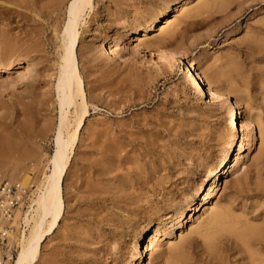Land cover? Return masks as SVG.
Masks as SVG:
<instances>
[{
  "label": "rangeland",
  "instance_id": "1",
  "mask_svg": "<svg viewBox=\"0 0 264 264\" xmlns=\"http://www.w3.org/2000/svg\"><path fill=\"white\" fill-rule=\"evenodd\" d=\"M12 1L13 6L22 3ZM58 1L42 2L53 5ZM212 1L93 0L92 11H87L78 27L76 53L89 113L63 183L64 216L42 244L36 264H167L171 248L179 243L186 255L200 253L203 239L189 232L204 228L214 208L227 209L234 216L261 214L252 221L264 217V161L259 158L260 132L264 131V0H226L223 5L203 6ZM166 4L167 15L159 19L148 40L160 34L165 19H174L176 7L184 5L176 27L171 28L176 34L182 32L184 39L177 40L179 44L172 50L188 60H203L200 76L204 83L212 72L216 76L212 86L232 106L239 105V124L249 121L254 130L251 150L249 137L242 136L239 124L232 128L224 109L192 89L180 59L165 62L154 54H139L133 30H140L151 14L159 17ZM66 7L57 8L54 15H65ZM123 9L130 14H121ZM5 18L0 19V59L6 54L11 61H37L28 73L22 62L13 73L0 77V179L13 185L28 181L27 193L12 218L0 217V264H15L21 233L28 235L30 229L26 215L34 213L36 190L49 173L48 160L54 151L64 22L57 27L36 16L37 21L21 24L18 18L11 20L14 22ZM110 48L114 53L108 57ZM231 63L237 71L225 67ZM28 84L33 85L35 95L22 88ZM23 96L30 97V102L21 99ZM30 110L38 113L31 116ZM70 120L66 132L73 131L75 119ZM4 140L7 142L2 144ZM233 140L236 149L228 157L210 209L197 214L195 207L203 205L201 192L213 182ZM4 146L10 150L6 152ZM170 189L180 196L167 201L169 196L163 194ZM192 196H197L196 203L187 209ZM120 211L133 219L131 226L121 227L119 216L126 219L128 215ZM179 211L182 216L176 219ZM190 212L195 215L192 221ZM162 222L166 227L154 235ZM142 237H146L149 251L140 258L137 248Z\"/></svg>",
  "mask_w": 264,
  "mask_h": 264
},
{
  "label": "bare ground",
  "instance_id": "2",
  "mask_svg": "<svg viewBox=\"0 0 264 264\" xmlns=\"http://www.w3.org/2000/svg\"><path fill=\"white\" fill-rule=\"evenodd\" d=\"M17 1L19 3L20 0H17ZM42 1H45V0H29V1L28 0H22V3H19V5H17V6H13L15 3L12 0H0V19L2 17L3 18L7 17L8 21L9 20L15 21V18L16 19L18 18V22H20V24H21V22L30 23L29 21H35L36 20L35 16H36L37 18L40 19V21H41V19L45 18V21L51 23L52 25H56V26L58 24H60L61 22H64V30L61 33L62 38H61V42H60V46H59L60 51H59V61H58L57 85H56V92H57V98H58L57 104L59 106L60 118H59V123H58L57 127L55 128V132H54V151L48 160V164H49V168H50L49 173L44 176L43 182L41 183L40 187L36 190L35 198L36 197L37 198H36V200L34 198V201H33V204L35 207L34 213H33V215H31V214L26 215L25 223L27 225L30 222V229H28L29 230L28 235H25V233H23V232L21 233L22 237H21V239H19L20 240L19 241L20 242V245H19L20 250H19L17 258L15 260V264H36L38 259H39V256H40L42 244L44 243L46 238L49 235H51L52 233H54V231L56 229H58V227H59V224H60V222L64 216V212H65V204H64V198H63L64 179L66 177V174H67V171L69 168L71 156L73 154L74 148H75L76 143L78 141L79 132L82 129L84 122H85L86 118L88 117V113H89L88 109H87L88 105L86 103L87 97H86L84 89H83V81H82V78H81V75H80V72L78 69V65H77L76 53H77V48L79 47L78 27H79L81 20L83 19L84 15L87 13V11H92L93 0H69L68 3H67L68 0H59L56 3L53 2L54 3V4L52 3L53 5H51L50 2H48L47 4L44 2L45 3L44 4ZM47 1L48 0H46V2ZM217 2H220L223 5L227 1L226 0H214V1L209 2V3L206 2V4H204L203 6L208 7V6H211L213 4L216 5V4H218ZM12 3H14V4H12ZM18 3H16V4H18ZM66 4H67V7H66L65 15L64 14L62 15L63 17L60 14L54 15V12H56L57 8H63L64 6H66ZM11 6L14 8H12ZM40 6H42V7H40ZM167 7H168V4H166L162 8V10H160L159 17L156 14H154V15L151 14L144 21L142 26H140V28H141L140 30H135V31L133 30V33H132V35L134 36L133 41L139 42L137 46L139 47V49L141 48V51H138L139 54L147 52V53L151 54V55H149L151 57H152V54H154V56L156 55L157 58H159L160 60H164L165 62H170V61H174V60L176 61V58L180 59V61H182L181 65H182V68H183V71L185 74V78H186L187 82L189 83V85L192 87V89L195 90L197 92V94L199 96H201V98L207 100V102H212L217 107L224 109L225 113H226V117L230 121V125L232 126V128L235 127L236 125H238L240 123L237 119L239 112H240V107L238 104L232 106V104H230L228 102V100L226 99L225 95L222 94L219 90H217L215 87L212 86V84L215 83V81H216V76H214L212 72L208 74L207 80H205L207 84L204 83V81L202 80V78L200 76V72L203 68L202 65L204 63L203 60H196V61L188 60L183 55H181L178 51L172 50L173 45L179 44L177 40L182 42L184 39V35L182 32H179L176 34L175 32H172V29H171L174 26V24L177 22L176 18L178 16H180L178 14H180L182 11L183 12L185 11L184 5H180V6L176 7L175 11H174L175 14L173 16L174 19H171V18L165 19L163 21V24L160 25L161 26L160 31H159L160 34L158 36H153L152 39L148 40L149 33L152 30L154 31L159 19L162 18L163 16L167 15ZM132 8H133V6L131 7V9ZM34 13H36L35 16H34ZM120 13L121 14H127V15L130 14V13H128V11H126L124 9L121 10ZM191 16H193V15H190V17ZM194 16H197V13ZM7 19L5 18L6 21H7ZM14 21H11V22H14ZM65 21H66V23H65ZM2 22H3V19H2ZM11 22H10V25H12ZM37 23L38 22H36V24ZM13 24H15V23H13ZM23 27H25V26H23ZM39 27H35V29H37ZM57 27H55V28L57 29ZM174 27H176V26H174ZM24 29H25V31L27 30L26 28H24ZM35 29L28 30V31L30 32V31H33ZM19 30H22V29H19ZM52 30H53V28H52ZM13 32H15V31L13 30ZM20 32H22V31H20ZM183 32H185V31H183ZM0 34H2V32ZM6 34L8 35V33H6ZM16 34H14V35H16ZM21 34L24 35L23 33H21ZM22 35L20 36V38L22 37ZM26 35H27V33H26ZM8 36L6 37V39L9 38ZM29 36L31 37V35H29ZM11 38H16V36L15 37L11 36ZM23 39H25V38H21L22 42H23ZM13 40H15V39H13ZM17 40H18V38H17ZM21 41L18 43H21ZM263 41L264 40H262V42ZM103 44H104V42H101V47H103ZM262 44H264V42ZM11 46H12V44H11ZM14 47H15V45H14ZM90 47H92V46L90 45ZM7 48H8V46L6 47V49ZM1 49H4V48H1ZM148 51H150V52H148ZM10 52L11 51H9V53ZM18 53H19V51H18ZM113 53L114 52H113L112 48H110L108 53H107V56L110 57V54H113ZM32 54H30V56ZM5 56H7V55L5 54ZM5 56H4V58H2L3 57L2 56L1 57L2 59H0V77L4 74H7L9 71H11L13 73V71L16 67H18V66L20 67V65L22 66V62L25 64L23 67L25 69L24 72L27 71V73H28V70H29L28 68L31 66L34 67V69H35V63L37 61H35V63L31 59H24L23 61H20V60L11 61L10 58H5ZM23 56H26V55H23ZM10 57H12V56H10ZM16 57H17V55H16ZM12 60H13V58H12ZM38 62H40V60ZM230 62H232V61H230ZM227 65L228 66H225V67L231 72L238 70V69L236 70L235 64L231 63V64H227ZM219 69H221V68H219ZM36 70H33L34 74L37 73V72H35ZM38 73L36 76H38ZM23 74H25V73H23ZM23 76H24V78H26L25 75H23ZM34 76L35 75H33V77ZM35 79H36V77H35ZM32 81H34V80H32ZM29 82H31V81H29ZM22 86H24V85H22ZM32 86L33 85L28 84V85H26V87L24 86L22 88H26L25 92L30 93L32 90ZM34 92H36V91H34ZM19 93H22V92H19ZM32 93L33 92H31L29 95L31 96ZM22 95H26V93H22ZM17 97H19V96H17ZM17 97L15 98V101H17L16 99H18ZM32 97H34V96H32ZM32 97H31V101L33 100ZM21 99H23V100L25 99V102H27L30 100V97L28 98L29 100H26L27 99L26 96L25 97L23 96ZM34 100H35V98H34ZM22 102L23 101H21V102L19 101V103L18 102L17 103L21 104ZM37 104H38V102H37ZM25 105H26V103H25ZM36 105H34V106H36ZM44 106H46V104ZM44 106H42V107H44ZM31 107H33V106H31ZM47 107L48 106H46V108ZM29 108H30V106H29ZM33 108H31V109L33 110ZM52 108H53V106H52ZM7 109H9V108H7ZM72 109L74 110L73 111L74 113H73V117H70ZM20 111L24 112L25 110H24V108H21ZM35 112L38 113L37 111L32 112L30 110L31 116H32V113L34 116ZM2 113H3V111H2ZM2 113L0 114L1 116H2ZM36 113H35V115H36ZM24 115H26V113ZM1 116H0V119L2 118ZM42 116H43V114H42ZM73 118L75 119V125L73 126L74 127L73 131L72 132H66V131H68L69 127L71 126V123H70L71 120L70 119H73ZM239 127H240V132L242 133V136L243 137L244 136L249 137V141H250L249 149L251 150L253 147L254 130L251 127L250 122L249 121L243 122V123L239 124ZM260 134H261L260 135L261 143H260V148H259V158L262 161H264V131L260 132ZM149 140H150V138H149ZM4 141L2 142V144L7 142L6 140H4ZM135 141L136 140H134V142ZM234 141L235 140H233L229 144V149H228L227 153L220 160V163L218 165V170L216 171V174L213 177V179H214L213 182L209 186H207V188H205V190H203L202 192L200 191L201 195H203V198L201 200L203 202V205H201V206L197 205L195 207V209L197 210V212H196L197 214H200L202 210L205 211L207 209H210L209 206H210L211 198L213 196L214 191L218 188L221 177L224 174L225 166L227 164L228 157L231 154L232 150L234 153V151L236 149V146H234ZM8 142H10V141H8ZM106 142H108V140ZM104 144H106V143H104ZM7 146H9V145H7ZM149 146L151 147V152H152V141H150ZM118 147H120V146H118ZM3 148H4V150L7 149L6 146H4ZM125 149L126 148H124V151H125ZM9 150H10V148H8L6 150V152ZM115 150H116V148H115ZM118 150H117V152H118ZM122 150L120 152H122ZM0 152H1V150H0ZM3 152H5V151H3ZM109 152L112 154L111 149L109 150ZM115 154L117 155L118 153H115ZM120 155L122 156L121 153H120ZM120 155H119V157H121ZM236 161H238V158H236ZM0 182H6L10 185H13L9 181L3 180V179H0ZM27 184H28V181H27V179H25L23 183H21L19 185H15V186H18L19 189L20 188L25 189ZM163 188H164V186H163ZM178 192L175 193L173 190L170 189V192L163 194V195L164 196L168 195L169 198H167L166 200L171 201L172 199H176V197L180 196V194H178ZM23 193H24V190L21 191V194H23ZM17 197L18 198L21 197L20 191L17 193ZM196 197L197 196H192L188 199V201L186 203L187 209H190V207H192L196 203ZM4 203L9 204L8 201H4ZM254 210H256V209H254ZM211 211H212V213L208 217V220H207L208 222H205L206 226L203 228L204 225H202V227H201L202 230H201V228H200V230H198L199 228L197 227L198 229L195 228L194 230H192V231L190 230V232H189L190 235H194V234L199 235L200 234V238L203 239L202 240V242H203L202 248L200 250V253L199 254L198 253L197 254H194V253L189 254L188 253L186 255L184 253V245H179L180 244L179 243L178 245H174V247L172 246L173 248H171V252H170L172 255L168 258L167 264H264V217H261L260 220H253L252 221L251 219H257V217L261 214H254L253 217L250 218L247 215H245V216H234L232 213H230V211H228L227 209H224V208L223 209L214 208ZM14 213H15V211L13 212V214ZM31 213H32V211H31ZM124 213H126V212H124ZM124 213H122V214H124ZM126 215H128V214L126 213ZM177 215L178 216L176 217V219H180L182 216V213L179 211V212H177ZM189 216H190L189 219L191 221L195 217V215H193L192 212L189 213ZM198 217H200V215ZM132 220L133 219L129 215L127 216L126 219H124V218L122 219L121 216H119V219H118L121 227H123V228L125 226H131ZM251 222H255V224L251 223ZM164 227H166L164 222L158 224L156 226V230L154 232V235H158L159 231H161V229H164ZM27 228H28V226H27ZM201 234L203 235L202 236L203 238L201 237ZM145 238L146 237L141 238V242L137 248V250H138L137 252H138L140 258L143 256H146V254L149 251V244H147ZM154 239H155V237H153V240Z\"/></svg>",
  "mask_w": 264,
  "mask_h": 264
},
{
  "label": "built area",
  "instance_id": "3",
  "mask_svg": "<svg viewBox=\"0 0 264 264\" xmlns=\"http://www.w3.org/2000/svg\"><path fill=\"white\" fill-rule=\"evenodd\" d=\"M24 193L21 194V191ZM20 191L21 197H17V193ZM27 191L25 189H19L18 186L10 185L6 182H0V217L10 219L13 216V212L20 207L23 197H25ZM4 201H8L9 204H5Z\"/></svg>",
  "mask_w": 264,
  "mask_h": 264
}]
</instances>
